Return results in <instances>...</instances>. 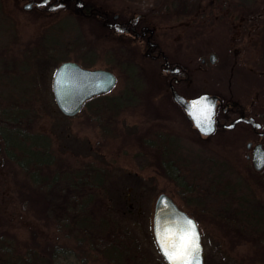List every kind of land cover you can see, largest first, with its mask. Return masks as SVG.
I'll return each mask as SVG.
<instances>
[{
    "label": "rangeland",
    "instance_id": "obj_1",
    "mask_svg": "<svg viewBox=\"0 0 264 264\" xmlns=\"http://www.w3.org/2000/svg\"><path fill=\"white\" fill-rule=\"evenodd\" d=\"M166 2L171 8L168 13L161 12L165 16L160 24L168 31L172 44L179 41L178 37L195 38L197 29L193 26L197 21H206L203 34L196 41L198 44L187 40L186 46L208 58L210 74L222 76L228 84L231 67L247 74H252L253 67L264 68V34L261 44L254 42L257 48L253 44L257 36H250L237 46L235 54L229 47L230 29L226 26L227 21L237 22L245 15L250 20L264 22V0H216V8L207 12V17H202L201 13L210 0H199L189 12H184L186 2L183 0H157L156 4ZM156 18L161 19L157 15ZM70 23L71 55L89 46L84 53L95 59L106 56L108 61L107 56L119 47L116 54L123 66L127 64L131 49L122 40L101 39L99 31L92 26L73 19ZM48 34L49 30L45 39ZM21 36L19 27H12L0 17V52L9 47L12 53H19ZM66 41V37L58 41L60 48L66 46ZM172 44L171 52L177 48L175 53L180 56L183 52L180 43ZM212 52L217 55L214 63L209 60ZM101 61V65L107 63ZM5 63L0 57V69ZM17 68L16 64L7 68V72L0 71V110L14 120L20 119V129L32 134L30 137L34 140L18 136L14 129L6 126V136L16 141L7 147L5 137L0 135V262L22 261L24 252L31 248H38L40 257L28 254L27 259L50 264L70 262L71 246L84 245L85 232L89 229H120L131 235L151 230L155 202L162 192L202 219L206 244L219 243L212 237L213 231L225 244L242 246L236 260L264 261V222L261 230L253 228L251 220L239 215L242 207L239 197L233 200L227 188L210 186V171L214 165H239L244 157L216 153L224 147L216 142L187 140L190 131L184 114L164 98H157L158 88H119L126 83L148 84L142 76L131 79L126 73L120 76L116 88L91 99L78 114L67 116L59 108L54 94L55 66L45 74L36 68L30 75H21ZM219 89L228 92L227 88ZM158 125L177 134L169 137L171 153L166 156L164 151H154L148 146V133ZM23 140L26 147L30 143L40 152L37 157L48 155V160L53 161L28 163L25 168L9 158L10 151L23 153L20 148ZM156 142L162 143L159 136ZM210 149H215L216 154ZM166 158L171 161L169 167L163 168ZM98 172L102 180L96 178ZM72 182H77L78 186H73ZM71 188L79 194V205L87 206V213L78 206L74 211L66 210L64 201L71 202ZM253 191L257 197L255 202L251 200V209L254 206L264 210V186Z\"/></svg>",
    "mask_w": 264,
    "mask_h": 264
},
{
    "label": "flooded vegetation",
    "instance_id": "obj_2",
    "mask_svg": "<svg viewBox=\"0 0 264 264\" xmlns=\"http://www.w3.org/2000/svg\"><path fill=\"white\" fill-rule=\"evenodd\" d=\"M183 1L186 2V0ZM214 2L216 0H210V3L206 5L204 12L201 13L202 17H207V12L210 13L216 8ZM156 3L157 0H153L152 3L146 0H0V17L7 24L9 22L12 27H19L23 33L20 39L22 50L19 53H12L9 47L3 48V52H0L1 61H6L0 71L7 72V68L16 67L17 64L16 70L21 72V75H30L31 72H35L36 68L41 74L42 72L45 74L55 66L53 88L57 69L67 61L78 62L86 68L110 70L116 76V83L112 88L117 87L120 76L126 73L131 79L142 76L148 84L143 85L141 82V84L131 86L126 83L125 86L119 88H158L157 98H164L166 103L173 104L184 114L191 136H187V140L203 143L206 140L216 142V145L221 144L224 147L221 150L217 149L218 152L210 149L214 154L223 153L231 157H244L242 164L239 165L234 163L226 166L214 165L210 171L212 181L209 183L211 187L214 186L212 189L227 188L233 200L237 197L241 199L242 207L239 215L242 218L264 219V210H259L254 206L253 209L250 207L251 200L255 202L257 197L253 189L260 185L264 186V167L258 169L254 161L257 146H260L264 152V68L254 69L253 67L251 68L252 74H247L241 70L236 72L231 67L228 84H225L227 80L224 81L222 76L214 72L210 74L207 67L208 58L200 55L201 53L196 52V49L190 50L186 46L187 40L192 41V44H198L196 41L200 40L198 37L203 34L206 21H197L193 26L197 29L195 38L178 37L179 41L176 43H180L179 46L183 51L180 56L175 53L177 48L171 52L170 44L172 43L168 36L169 33L160 24L165 16L161 12L168 13L171 7L167 2L163 5ZM156 15L162 20H157ZM71 19L97 29L101 39L113 37L122 40L131 49L126 58L127 64L123 66L116 54L119 47L117 51L107 56L108 61L105 59L106 56L95 59L87 52L84 53L89 48L88 45L85 49L71 55ZM226 26L230 29L229 47L232 51H236L235 54H237V46L250 36H257L256 40H253L255 48H257L255 41H259L260 44L263 41L264 22L262 21L250 20L245 15L237 22L227 21ZM28 27H33V30H27ZM48 30V38L45 39ZM66 32L67 35H64ZM65 37L67 44L60 48L58 41L64 40ZM212 54H215V60L217 55L213 52L210 54L209 60L214 63ZM3 57L6 59H2ZM101 60L107 63L101 65L99 63ZM31 87L40 88L39 85ZM172 88H176L187 98L204 92L219 97L215 113L216 129L213 133L204 134L198 129L184 107L175 100ZM219 88H227L228 92ZM91 99L86 101L84 107ZM170 105L169 110L172 107ZM3 127L6 126L3 125ZM168 132V128L164 125L162 127L158 125L149 131L147 139L151 150L164 151L165 156L171 153L169 137L177 134ZM157 136L162 143L156 142ZM170 161L166 158L163 168L169 167ZM155 208L156 202L154 216ZM187 212L196 219L200 228L204 249L203 264H264V261L236 260L237 253L243 249L242 246L234 243L225 244L224 239L215 235L213 231L211 235L219 243L206 244L204 229L201 225L202 219L192 212ZM217 214L219 215L220 212ZM154 216L153 228L142 230L137 235L133 232L131 235L129 231L120 229H89L85 232L86 243L84 245L71 246L70 262H53V264H171L157 242ZM230 217L235 218L234 215ZM234 238L232 236L233 241ZM24 253L26 255L22 256L25 258L22 261H6L0 264H50L48 261L27 259L28 254L30 257H40L41 251L38 248L28 249Z\"/></svg>",
    "mask_w": 264,
    "mask_h": 264
},
{
    "label": "water",
    "instance_id": "obj_3",
    "mask_svg": "<svg viewBox=\"0 0 264 264\" xmlns=\"http://www.w3.org/2000/svg\"><path fill=\"white\" fill-rule=\"evenodd\" d=\"M212 61H215V54H212ZM115 83L116 76L110 70L102 68H86L78 62L67 61L62 63L55 73L54 94L61 111L67 116H74L82 110L86 101L96 95L109 92L113 89L112 87ZM172 91L175 100L184 107L188 116L193 120L194 124L202 133L211 134L215 131V113L219 100L217 95L204 92L198 96L187 98L185 95L179 93L176 88H172ZM201 97H205L206 100L194 108L193 101L198 100ZM207 104L214 106L212 110L207 113V117L193 114L194 112H199L200 110L206 111ZM254 161L255 166L258 169H262L264 167V152L260 146H257L256 148ZM188 218L194 220L199 229V242L202 245V250L200 253V260H197L196 264H201V262L203 264L204 249L201 240L200 228L196 219L189 215L187 211L182 209L169 194L162 192L158 195L154 216V230L160 247L161 239L158 233L161 229L168 225L177 227L183 224ZM161 250L163 251L162 247ZM165 256L167 257L166 254Z\"/></svg>",
    "mask_w": 264,
    "mask_h": 264
},
{
    "label": "snow or ice",
    "instance_id": "obj_4",
    "mask_svg": "<svg viewBox=\"0 0 264 264\" xmlns=\"http://www.w3.org/2000/svg\"><path fill=\"white\" fill-rule=\"evenodd\" d=\"M205 100V97H201L193 101L194 108ZM213 107V105L207 104L206 111L200 110L193 114L207 117V113ZM158 235L161 239V247L171 264H196V261L200 260L202 245L199 242V229L191 218L177 227L165 226Z\"/></svg>",
    "mask_w": 264,
    "mask_h": 264
},
{
    "label": "trees",
    "instance_id": "obj_5",
    "mask_svg": "<svg viewBox=\"0 0 264 264\" xmlns=\"http://www.w3.org/2000/svg\"><path fill=\"white\" fill-rule=\"evenodd\" d=\"M196 2H197V0H186V5H185V7L183 9L184 12H189L192 9V7L194 6V4ZM0 112H1L0 113V129H1V125H5L7 127H11L12 129H14L17 132L18 136H20V135L25 136L26 139H30L33 142L34 139H32L30 137V135H32V134H30V133L29 134L28 133L25 134L20 129L19 124H18V122L20 121V119L14 120V118L13 119L10 118L11 116H9L8 113H5V111H3V109L0 110ZM2 112H4V113H2ZM2 128H3V131L1 130L0 131V134L2 133V135L5 137V139L7 141V147L9 145H11V144H15L16 141H14V142L10 141L9 138H8V136H6V134L4 132V127L3 126H2ZM36 137H37V135H36ZM23 142H24V140H23ZM23 144H25V142ZM23 144L20 145V148L22 149V152H23L22 154H16L15 151H14V153H12L11 151H10V153L8 152V157L11 158L12 160L18 162L21 166H23V167L26 168V167H28V165H30L28 163L39 164V163H43V162H52L53 161V159H49L48 160V158L50 157L48 155L44 156V158L37 157L36 155L38 153H40V152L34 150L31 147L32 144L29 143V146H27V147H26V144H25L24 145L25 148L22 146ZM90 174L91 173H89V175ZM96 178L98 180H102L101 172H98L97 173ZM99 182H101V181H99ZM76 183L74 184V182H72L73 186H75V185L78 186V184H76ZM72 190H71V195H70L71 202L68 201V200L64 201V204L66 205V208H67L66 210L69 211V212H71V211H74V209L76 208L75 206H78L81 209H83V211L85 212L86 209H87V206L86 205H82V204L79 205V199H80V197L78 196L79 194L76 193L75 190H73V191ZM85 213H87V212H85ZM86 215H88V214H86ZM83 217H85V216L83 215ZM251 222H252V224L254 226L253 228H257V229H260L261 230L262 229L261 228V225H263L264 219H261V218H253L251 220ZM261 241H262V239H260V242Z\"/></svg>",
    "mask_w": 264,
    "mask_h": 264
}]
</instances>
